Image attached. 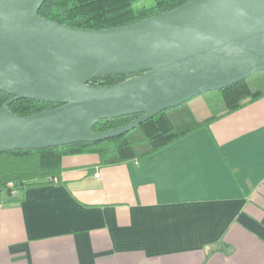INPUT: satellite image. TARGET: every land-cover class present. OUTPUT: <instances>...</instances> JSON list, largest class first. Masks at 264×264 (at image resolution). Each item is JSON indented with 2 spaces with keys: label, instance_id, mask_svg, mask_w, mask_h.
<instances>
[{
  "label": "crops",
  "instance_id": "1",
  "mask_svg": "<svg viewBox=\"0 0 264 264\" xmlns=\"http://www.w3.org/2000/svg\"><path fill=\"white\" fill-rule=\"evenodd\" d=\"M61 164L0 191V264H264V96L140 160Z\"/></svg>",
  "mask_w": 264,
  "mask_h": 264
},
{
  "label": "water",
  "instance_id": "2",
  "mask_svg": "<svg viewBox=\"0 0 264 264\" xmlns=\"http://www.w3.org/2000/svg\"><path fill=\"white\" fill-rule=\"evenodd\" d=\"M46 0H0V152L121 135L155 114L264 70V0H191L107 29L62 25L39 15ZM109 85L88 79L136 73ZM22 98L58 106L28 116ZM140 113L94 132L100 119Z\"/></svg>",
  "mask_w": 264,
  "mask_h": 264
},
{
  "label": "trees",
  "instance_id": "3",
  "mask_svg": "<svg viewBox=\"0 0 264 264\" xmlns=\"http://www.w3.org/2000/svg\"><path fill=\"white\" fill-rule=\"evenodd\" d=\"M189 1L191 0H46L38 13L66 26L107 29L140 21ZM135 74L137 72L105 74L90 78L87 83L115 84ZM198 96L205 105L202 111L199 110L200 113L192 107L190 99L155 114L121 135L101 141L0 152V191L8 194L21 193L29 187L58 182L63 170L61 160L65 155L94 153L99 165L140 160L264 96V70L225 88ZM12 98V95L0 91V107ZM56 106L58 104L22 98L13 100L8 107L16 115L28 116ZM140 115L136 113L100 119L92 130L101 132L123 126Z\"/></svg>",
  "mask_w": 264,
  "mask_h": 264
},
{
  "label": "rangeland",
  "instance_id": "4",
  "mask_svg": "<svg viewBox=\"0 0 264 264\" xmlns=\"http://www.w3.org/2000/svg\"><path fill=\"white\" fill-rule=\"evenodd\" d=\"M201 100H202V98L199 97V96H197V97L191 99L190 103H191V105H193V104H194V105H197V103H199ZM196 102H197V103H196ZM198 107H199V106H198Z\"/></svg>",
  "mask_w": 264,
  "mask_h": 264
},
{
  "label": "bare ground",
  "instance_id": "5",
  "mask_svg": "<svg viewBox=\"0 0 264 264\" xmlns=\"http://www.w3.org/2000/svg\"><path fill=\"white\" fill-rule=\"evenodd\" d=\"M226 1H230V2H238V1H241V0H226Z\"/></svg>",
  "mask_w": 264,
  "mask_h": 264
}]
</instances>
